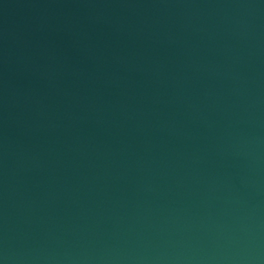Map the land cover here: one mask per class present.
<instances>
[{
	"label": "water",
	"instance_id": "95a60500",
	"mask_svg": "<svg viewBox=\"0 0 264 264\" xmlns=\"http://www.w3.org/2000/svg\"><path fill=\"white\" fill-rule=\"evenodd\" d=\"M0 264H264V0H0Z\"/></svg>",
	"mask_w": 264,
	"mask_h": 264
}]
</instances>
